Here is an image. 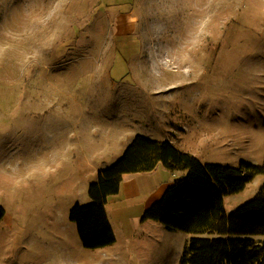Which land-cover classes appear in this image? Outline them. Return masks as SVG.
I'll return each instance as SVG.
<instances>
[{
  "label": "rangeland",
  "instance_id": "obj_1",
  "mask_svg": "<svg viewBox=\"0 0 264 264\" xmlns=\"http://www.w3.org/2000/svg\"><path fill=\"white\" fill-rule=\"evenodd\" d=\"M136 134L262 163L264 0H0V264H178L214 236L140 220L183 173L159 164L108 197L116 241L82 246L69 210ZM263 180L224 196L226 213Z\"/></svg>",
  "mask_w": 264,
  "mask_h": 264
},
{
  "label": "trees",
  "instance_id": "obj_2",
  "mask_svg": "<svg viewBox=\"0 0 264 264\" xmlns=\"http://www.w3.org/2000/svg\"><path fill=\"white\" fill-rule=\"evenodd\" d=\"M161 165L171 173L183 172L144 210L140 220H154L171 231L211 234L192 237L178 264H264V180L255 196L227 214L224 196L242 191L255 177H264V158L255 164L202 162L170 140L136 134L121 156L97 172L88 185L90 201L74 204L68 219L75 223L83 247L96 249L116 241L106 212L110 195L117 194L123 175L147 172ZM4 210L0 208V222Z\"/></svg>",
  "mask_w": 264,
  "mask_h": 264
},
{
  "label": "crops",
  "instance_id": "obj_3",
  "mask_svg": "<svg viewBox=\"0 0 264 264\" xmlns=\"http://www.w3.org/2000/svg\"><path fill=\"white\" fill-rule=\"evenodd\" d=\"M168 140H170V139H168ZM171 141V140H170ZM172 142V141H171ZM158 166V165H157ZM157 166H156V168H157ZM156 168L154 169V170H156ZM154 170H151V171H147V172H145V173H149V172H153ZM137 173H139V172H137ZM175 173V172H174ZM174 173H172V175L174 174ZM132 174H136V173H127V174H124L123 175V178H122V181H121V183H120V188H119V191H118V193L117 194H119L120 192H124V193H135L136 192V189L134 188V186H133V184L131 183V182H129V181H126V179L130 176V175H132ZM116 194V195H117ZM157 197H159V196H157ZM157 199V198H156ZM155 199V200H156ZM112 225V224H111Z\"/></svg>",
  "mask_w": 264,
  "mask_h": 264
}]
</instances>
